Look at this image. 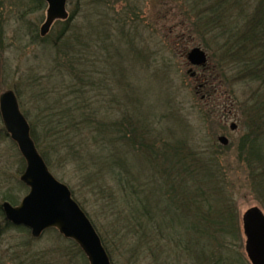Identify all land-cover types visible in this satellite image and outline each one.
<instances>
[{"label": "rangeland", "instance_id": "rangeland-1", "mask_svg": "<svg viewBox=\"0 0 264 264\" xmlns=\"http://www.w3.org/2000/svg\"><path fill=\"white\" fill-rule=\"evenodd\" d=\"M244 3L240 11L251 14L259 2ZM234 5L230 0H66L69 20L56 21L41 38L46 5L0 0V94L14 92L38 154L104 241L111 264H194L191 252L181 251L188 240L180 228L184 223L175 222L170 237L157 235L143 225L141 200L162 197L180 177L195 186L196 175L201 190L216 201L212 207L214 199L208 198L210 207L232 211L222 259L251 264L242 216L251 208L264 216V210L247 169L249 144L242 142L246 130L237 102L258 85L232 80L229 86L218 73L209 78L211 69L231 65L226 55L220 61L223 41L217 39L227 37L237 20ZM196 48L207 57L203 70L186 60ZM233 69L228 68L230 79ZM74 71L83 86L71 76ZM64 106L85 109L87 124L59 120ZM231 123L236 130L229 129ZM221 136L228 139L226 146L218 142ZM21 161L24 165L0 119V204L15 207L28 193L19 181ZM200 164L207 173L199 175ZM68 241L53 230L29 242L26 233L7 230L0 217V264H88Z\"/></svg>", "mask_w": 264, "mask_h": 264}, {"label": "trees", "instance_id": "trees-1", "mask_svg": "<svg viewBox=\"0 0 264 264\" xmlns=\"http://www.w3.org/2000/svg\"><path fill=\"white\" fill-rule=\"evenodd\" d=\"M33 1L37 4V7H44L45 5L41 0ZM230 1H233L235 4L234 6H237L239 9L237 10L238 18L232 23L229 35L227 37L221 35L223 37L220 36L217 41H223L218 45V48L221 49L219 52L222 54L220 61L224 60V55H226L231 64L229 67L234 66L232 72L235 73V78H228L229 67L223 68L221 66L217 68V71L215 72L211 69L209 78L215 79V76L218 73L220 78H222L227 85L231 84L232 80L233 82L249 81L258 85L256 89L250 88L249 96L248 98L246 97L244 102L242 100L240 103L237 102V112H240L241 116L239 117L242 121L241 126L246 130L242 142H247V144H249V147L245 150H249L248 155L245 156L247 169L256 182L253 189L256 196L258 195V197L262 199L261 203L264 210V145L259 144L263 141L258 143L260 138L261 140H264V0H257L259 3L254 5L251 14H249L248 11H245L244 13L240 11L241 7L246 4L244 3L245 0ZM215 5H217V1L209 6L211 7ZM240 16H242V18H240ZM218 21L222 22V19L219 18ZM229 61L227 62L229 63ZM71 76L77 84L83 86L84 81L78 78V76L80 77V74L75 73L74 71ZM234 97L237 99L235 95ZM62 109L64 111L63 116L59 118V120L63 123H66L67 121L72 122L71 120H79L84 122V124H87L86 121L88 122V120L85 117V109H82L80 112H76L72 107L67 106H64ZM244 120H246V122H244ZM45 122L47 128L49 121L46 120ZM247 123H249V125H246ZM245 125L247 127H245ZM66 127L68 129L69 124H66ZM31 137L34 139L32 129ZM21 163L23 165V161H21ZM200 166L201 164L197 167ZM184 170L188 171L187 168ZM201 170L202 174L207 173V170L201 166V169L197 171L199 175H202L200 173ZM182 173L185 174L183 169ZM196 177L197 178L193 179L196 183L195 186H193V184L190 185L191 182L189 180H187L188 183L185 184V178L180 177L179 185L177 187L174 186L178 184L176 183L177 181L170 183V188L166 192L163 191L162 197L160 194L157 195V193L156 196H153V199H148V196L144 197L141 200L143 202L141 204V213L145 216L143 219V225L146 227L151 225L157 235L166 234L170 237L172 235L170 233L175 232L176 230V228H173L174 224H176L175 222H183L184 224H181L180 226L182 227L180 228L183 230V234L187 233L188 240L185 244L186 247L181 251L183 254L184 252H191L189 256L190 261L194 264H230L227 260L222 259L223 256L220 254L224 243L223 237L227 235L229 224L232 221L231 208H216L218 210H213L208 202V198L210 199L213 197L201 190L200 183L202 182L199 181L200 179H198L197 175ZM20 184L23 188L27 189L22 183ZM149 193L151 194L153 192ZM154 194L155 192L153 195ZM214 203L215 205L212 207H216L215 199ZM204 207L211 209L205 212V215L204 212L199 215V212L202 211V208ZM187 216H190L192 220L189 221L188 218H185ZM0 217L3 219V226L7 230H19L27 234L29 242L30 240L33 241V239H30L31 237L28 230L23 227H14L4 219L1 207ZM184 219L187 222H185ZM52 231L53 230L48 232ZM162 231L165 233H161ZM208 238H211L210 242L207 241ZM219 240L222 242L221 244L214 243L216 247L212 245V241L218 242ZM101 241L107 252V247L104 241L102 239ZM68 243L69 247H71L70 249H75V253H81L79 248L73 242L68 241ZM218 246H220V248H218Z\"/></svg>", "mask_w": 264, "mask_h": 264}, {"label": "water", "instance_id": "water-1", "mask_svg": "<svg viewBox=\"0 0 264 264\" xmlns=\"http://www.w3.org/2000/svg\"><path fill=\"white\" fill-rule=\"evenodd\" d=\"M43 1L47 10L40 28L41 37L48 33L54 21L67 18L66 0ZM186 60L195 67L206 64V56L199 48L192 49ZM0 118L6 134L16 144L25 162L19 180L28 188V193L17 206L7 202L1 205L5 220L27 228L35 239L46 230L55 229L65 239L78 245L88 264H111L89 219L72 199L68 188L50 174L38 154L30 136V127L20 113L16 96L11 90L0 94ZM230 129L234 131L236 125L231 124ZM218 142L222 146L228 144L224 137H219ZM242 227L248 260L251 264H264V216L259 210L251 208L242 216Z\"/></svg>", "mask_w": 264, "mask_h": 264}, {"label": "bare ground", "instance_id": "bare-ground-1", "mask_svg": "<svg viewBox=\"0 0 264 264\" xmlns=\"http://www.w3.org/2000/svg\"><path fill=\"white\" fill-rule=\"evenodd\" d=\"M100 241H101V238H100ZM74 243V242H73ZM101 243H102V241H101ZM75 244V243H74ZM77 247H78V245L77 244H75ZM79 248V247H78Z\"/></svg>", "mask_w": 264, "mask_h": 264}]
</instances>
